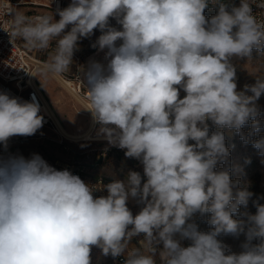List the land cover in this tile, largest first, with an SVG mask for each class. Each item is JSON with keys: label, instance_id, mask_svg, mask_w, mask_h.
<instances>
[{"label": "clouds", "instance_id": "obj_1", "mask_svg": "<svg viewBox=\"0 0 264 264\" xmlns=\"http://www.w3.org/2000/svg\"><path fill=\"white\" fill-rule=\"evenodd\" d=\"M210 3L217 14L206 18ZM252 3L264 9V0L238 7L222 0H71L56 20L9 8L12 39L33 50L55 41L38 69L46 79L69 71L78 41L100 31L92 47L107 50L106 63L91 61L84 73L85 109L98 135L139 160L147 179L130 171L126 182L105 186L107 196L94 197L78 175L39 154L0 157V264H91L93 246L112 257L127 250L125 264H157V254L160 264H264V204L258 198L255 213L246 210L254 194L231 179L222 131L251 139L264 156V135L254 138L264 127L256 104L264 76L238 91L230 62L251 59L254 49L264 54V21ZM39 113L34 96L29 102L0 92V144L34 135L43 126ZM130 198L143 205L135 216ZM197 213L210 214L207 232L193 221ZM141 234V246L129 248ZM222 234H243V251L230 252Z\"/></svg>", "mask_w": 264, "mask_h": 264}, {"label": "rangeland", "instance_id": "obj_2", "mask_svg": "<svg viewBox=\"0 0 264 264\" xmlns=\"http://www.w3.org/2000/svg\"><path fill=\"white\" fill-rule=\"evenodd\" d=\"M212 9L206 10L204 15L206 18H210L216 15ZM98 35V29L94 30L92 36L87 38H81L78 41V50L75 54L82 57V62L86 65V69L82 71L83 80L87 83L84 73L88 70L87 64L91 61H98L106 63L104 57L105 52L99 51L98 48H93L92 44L95 43ZM119 43V42H118ZM230 62L236 69V83L237 90L243 91L245 85H253L256 82L257 76H264V54L258 53L255 49L252 53V58L247 57L238 58L232 57ZM72 66V65H71ZM69 72H72L70 68ZM48 77L47 79L43 75H38V83L44 93H46L47 100L51 103L57 116L60 118L62 124L66 130L71 134L83 133L88 129L91 119L87 115L85 107L74 99L68 91L60 84L59 77ZM52 88V90H51ZM181 98L185 93L180 90ZM247 95L252 93L247 92ZM256 104L260 110L259 119L264 121V94L256 101ZM210 125V134L215 131V127ZM251 121L243 126V131L247 133L250 130ZM99 125H96L95 136L91 140L76 142L68 138H64V145L57 146L52 141L48 140H30L27 147L23 148L25 153H30L32 148L38 149L39 155L43 159L55 160L58 159L63 164H79L83 165L86 169V174L94 179L103 178L109 182L123 181L126 182L128 173L130 171L139 172L142 177V183L146 182V177L143 172V165L135 158H129L125 156V151L118 149L108 143V141L102 139V135H98ZM41 128L38 130L40 131ZM222 131L225 133L226 146L230 149V176L231 179L240 180V187H247L254 195L249 201L247 211L254 214L256 209L253 206L252 201L259 199V202L264 204V156H261L258 150L253 146L251 139L246 143L234 129L224 128ZM49 136L58 137L56 134L45 131ZM261 135H264V127H261L255 134V139H258ZM194 143V141H190ZM109 146L106 151V156H102L101 152L104 147ZM223 164H219L218 168H223ZM127 206L135 216L141 210L143 205L139 204L135 198H130ZM241 212L245 211L241 206ZM210 214H205L201 217L198 213L194 215L193 221L197 224L200 231L207 232L210 226L207 223V219ZM234 218L241 219L239 215H235ZM223 244L228 247V250L232 253L239 254L243 251L242 244L245 242V236L243 234L239 236L233 235H221L218 237ZM182 246L187 247L190 245V241H181ZM258 243V241H253ZM139 237H133L130 241L129 248L140 247ZM162 248V245H160ZM127 255V250H126ZM91 264H114V257L110 254L103 255L101 249L93 246L91 250ZM157 264H160L159 255L156 257Z\"/></svg>", "mask_w": 264, "mask_h": 264}, {"label": "built area", "instance_id": "obj_3", "mask_svg": "<svg viewBox=\"0 0 264 264\" xmlns=\"http://www.w3.org/2000/svg\"><path fill=\"white\" fill-rule=\"evenodd\" d=\"M226 4L231 6H239L240 0H225ZM71 0H0V92H7L10 96L21 98L22 100L31 102L34 96L40 106L39 115L43 116V126L31 136H13L9 138L7 148L0 144V157L7 158L10 155H22L30 158L32 154H39L38 149L32 148L30 153H25L23 148L27 147L30 140H50L57 146L64 145V137L61 133V120L55 113L54 109L49 107L48 101L38 83V65L48 60L49 55L55 48V41L46 50H33L25 46L22 39H12L10 33L12 31V14H8L9 8L24 12L30 17L36 15L49 14L54 19L59 20L57 14L58 9L66 8ZM253 15L258 21H264V9L257 7L255 3L251 4ZM230 10V9H229ZM110 24L119 29V25L115 19H110ZM70 30V29H66ZM98 35L101 33L98 30ZM99 50V49H98ZM100 51V50H99ZM104 50L103 52H106ZM89 63L87 64V68ZM72 72H65L60 75V84L68 91V93L76 99L85 108L89 106L87 100V83L83 80L82 71L86 69V65L82 62V57L78 54L73 55V64L70 67ZM31 73V74H30ZM35 74V75H32ZM181 98V94H180ZM87 114L90 113L87 110ZM209 123V121H208ZM97 125V124H96ZM45 131L56 134L58 137L49 136ZM103 140L104 137H102ZM107 141V140H106ZM119 148V147H118ZM108 147H104L101 155L106 156ZM126 150V149H122ZM49 165L57 170H69L72 174L78 175L86 184L93 189L94 197L107 196L105 186L110 182L102 178L94 179L86 174L85 169L78 164H63L58 159H44ZM139 241L143 240V234L136 236ZM159 248H161L159 246ZM127 258L126 253L114 257L115 263L125 264Z\"/></svg>", "mask_w": 264, "mask_h": 264}, {"label": "bare ground", "instance_id": "obj_4", "mask_svg": "<svg viewBox=\"0 0 264 264\" xmlns=\"http://www.w3.org/2000/svg\"><path fill=\"white\" fill-rule=\"evenodd\" d=\"M43 63H40L38 65V69L39 67L42 65ZM37 69V70H38ZM60 78V75L58 76ZM62 79V78H61ZM60 79V80H61ZM49 103V107H51V103ZM52 108V107H51ZM53 109V108H52ZM91 114V112H90ZM96 123L93 121V117H92V114H91V123L88 127V129H86L83 133H79V134H71L70 132H68L67 130H64L63 127H61V133L64 137L68 138V139H71L73 141H76V142H80V141H87V140H91L94 138V136L96 135L95 134V127ZM63 126V125H62ZM103 139V138H102Z\"/></svg>", "mask_w": 264, "mask_h": 264}, {"label": "trees", "instance_id": "obj_5", "mask_svg": "<svg viewBox=\"0 0 264 264\" xmlns=\"http://www.w3.org/2000/svg\"><path fill=\"white\" fill-rule=\"evenodd\" d=\"M222 2L223 3H225L226 4V1L225 0H222ZM210 9H212L215 13H217V8L216 7H213L212 6V4L210 3L209 4V7L206 9V10H210ZM205 10V11H206ZM98 125V124H97ZM107 147H109V146H107ZM117 147V146H116ZM118 148V147H117ZM118 149H120V148H118ZM121 150V149H120ZM123 151V150H122ZM79 165V164H78ZM83 168H84V166L83 165H81ZM85 169V168H84ZM85 171H86V169H85ZM97 179H99V178H97ZM103 179V178H102ZM105 180V179H104ZM105 181H107V180H105ZM107 182H109V181H107ZM111 183V182H110ZM114 264H123V263H114Z\"/></svg>", "mask_w": 264, "mask_h": 264}, {"label": "crops", "instance_id": "obj_6", "mask_svg": "<svg viewBox=\"0 0 264 264\" xmlns=\"http://www.w3.org/2000/svg\"><path fill=\"white\" fill-rule=\"evenodd\" d=\"M49 58V57H48ZM73 64V63H72ZM56 80H57V78L56 77H54ZM51 90H52V88H51ZM44 93V92H43ZM46 94V93H45ZM44 94V96H45V99L47 100V97H46V95ZM48 101V100H47ZM49 102V101H48ZM51 107H52V105H51ZM88 115V117H90V119H91V114L89 113V114H87ZM91 121V120H90ZM63 124L61 123V127H63V129L64 130H66V128H65V126L63 125ZM95 127H96V125H95Z\"/></svg>", "mask_w": 264, "mask_h": 264}]
</instances>
